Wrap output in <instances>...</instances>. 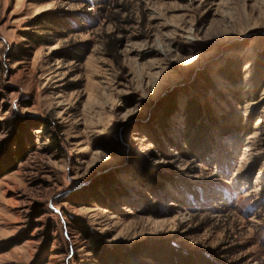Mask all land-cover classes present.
<instances>
[{
	"label": "rangeland",
	"instance_id": "374dc122",
	"mask_svg": "<svg viewBox=\"0 0 264 264\" xmlns=\"http://www.w3.org/2000/svg\"><path fill=\"white\" fill-rule=\"evenodd\" d=\"M43 13L66 25L35 24ZM232 62L247 90L264 0H0V151L20 150L0 160V264L108 262L70 216L140 264H158L142 248L160 241L264 264V85L236 101ZM15 118L45 126L29 141Z\"/></svg>",
	"mask_w": 264,
	"mask_h": 264
},
{
	"label": "trees",
	"instance_id": "16d2710c",
	"mask_svg": "<svg viewBox=\"0 0 264 264\" xmlns=\"http://www.w3.org/2000/svg\"><path fill=\"white\" fill-rule=\"evenodd\" d=\"M36 20L37 23L35 24L37 25L47 24L48 26H54L56 28L63 27V25H66L67 22L64 18L58 17L55 13H43L40 16H38ZM24 34L34 44V46H38L42 44L41 39H39L40 37L38 35L33 34V32L30 29L24 31ZM23 50L24 49L22 48L16 50L14 49L12 53H10V56L14 60H16L21 57ZM236 65H237L236 63L232 62L226 68H224L223 71H221L222 75L231 84L230 87L232 91L230 92L232 93L233 98L236 101H240V102L250 101L257 98L260 89L264 85V68L262 66V63L261 62L256 63L255 70L250 77L251 86L247 90L244 89L241 82L242 80L240 73L241 65L240 66H236ZM235 68H236V75H232L233 69ZM194 111L198 112L199 109L194 107ZM193 116H196V114L190 115V117ZM225 116H227V114ZM228 117L229 116H227V118ZM27 126L28 123L23 118L22 119L15 118L10 120V122L6 123V127H10L14 132L20 131L19 135L21 134L23 136L27 135L29 141L31 140V133L28 128L42 129L45 125L43 123H40L37 119V120H33V122L30 123L29 127ZM183 137L187 143L188 151L194 156L198 157L197 154L198 152L201 151V150L199 151L200 134L195 132L194 129L188 128L187 131L184 132ZM19 149L23 151L22 147H20ZM19 152L20 150H12V149L10 150L6 149V151L2 150L0 151V160L8 156L9 158L8 160L10 161L11 159L17 158ZM2 166L3 164L0 165V174L1 172H3L2 170H4ZM70 219L74 230H76V232L79 233L82 239L88 241L89 251L91 252V254L94 255L98 260L101 258L108 260V262H104L103 264H140V262H136L137 260L136 256L132 255L135 253L134 251H133L134 253L132 254L122 252L121 254L118 255L107 252L99 233L91 229L83 218L79 216H70ZM142 250L149 252L147 256H150L158 264H193V260H197V263H201V264H212L211 262L207 261L208 259L205 257V255H198L191 251H188L187 253L185 252L182 253L180 252V248L173 247L162 241L155 242L154 244L151 245L143 246ZM142 250H140V252H142ZM46 256L40 262L31 263V264H44L46 262L45 260Z\"/></svg>",
	"mask_w": 264,
	"mask_h": 264
}]
</instances>
